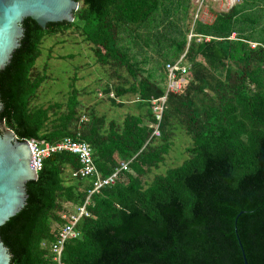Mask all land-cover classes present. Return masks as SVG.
<instances>
[{
  "label": "trees",
  "instance_id": "16d2710c",
  "mask_svg": "<svg viewBox=\"0 0 264 264\" xmlns=\"http://www.w3.org/2000/svg\"><path fill=\"white\" fill-rule=\"evenodd\" d=\"M76 1L73 23L43 29L26 19L21 46L0 72V122L19 140L84 141L103 178L130 163L121 180L92 196L91 217L80 222V238L66 244L63 261L245 264L244 251L248 264H264V0H239L192 32L190 0ZM180 17L183 23L173 22ZM71 28L115 84L104 89L108 97L114 92L111 103L122 107L118 99L135 95L139 114L119 123L97 105L81 109L74 81L66 111L58 103L35 105L46 81L35 69L43 41ZM148 50L158 59L145 76L137 55ZM183 55L191 80L169 94L158 122L151 102L165 96L166 66ZM179 129L192 140L188 158L149 181ZM80 168L77 156L55 154L27 184V205L0 228L11 264H56L42 244L56 241L60 215L82 205L93 188V180L75 176Z\"/></svg>",
  "mask_w": 264,
  "mask_h": 264
},
{
  "label": "rangeland",
  "instance_id": "374dc122",
  "mask_svg": "<svg viewBox=\"0 0 264 264\" xmlns=\"http://www.w3.org/2000/svg\"><path fill=\"white\" fill-rule=\"evenodd\" d=\"M195 1L190 0L192 5L190 9L191 17L194 9H196ZM237 3H240V1L238 0ZM229 8L230 5L225 1L212 3L207 6L206 12L203 14V21L211 24L215 21L218 13L228 12ZM173 22L181 24L183 18L180 17ZM185 23L187 24L188 21L185 20ZM193 29V26L190 25L191 32ZM191 32L188 34L189 41L194 37ZM232 38H235V35ZM91 47L90 44L84 43L80 32L74 28L63 34L45 38L41 46V57L38 59L35 69L37 68L42 76H46V81L38 92V100L35 105L43 108L58 103L62 106L61 110L66 111L74 81V88L78 92L81 109L84 110L97 105L96 109L99 114L106 115L108 121L114 119L119 123H122L128 114H139L137 96L130 94L122 100L118 99V103H123V106L117 107L111 103L110 98L112 97L109 98L105 95V87L107 85L112 86L114 83L108 80L104 70L96 63ZM143 54H138L137 58L141 62L140 68L143 70L144 75L149 76L158 56L149 50L146 55ZM188 65L190 66L189 63ZM161 72L163 71L156 73V77L159 78ZM152 80H155V76ZM173 142L174 144L164 164L161 165L160 169L153 172L149 181H152L156 174L166 175L169 170L181 166L188 158L186 150L191 146L192 140L186 137L181 129L176 131V138Z\"/></svg>",
  "mask_w": 264,
  "mask_h": 264
},
{
  "label": "water",
  "instance_id": "95a60500",
  "mask_svg": "<svg viewBox=\"0 0 264 264\" xmlns=\"http://www.w3.org/2000/svg\"><path fill=\"white\" fill-rule=\"evenodd\" d=\"M79 8L76 0H0V72L21 46L26 19L46 29L48 24L73 23ZM38 178L28 141L19 140L13 130L0 122V228L25 208L27 184ZM243 255L244 263L248 264L244 251ZM11 261L9 249L0 240V264Z\"/></svg>",
  "mask_w": 264,
  "mask_h": 264
},
{
  "label": "built area",
  "instance_id": "2783aa9c",
  "mask_svg": "<svg viewBox=\"0 0 264 264\" xmlns=\"http://www.w3.org/2000/svg\"><path fill=\"white\" fill-rule=\"evenodd\" d=\"M224 1L230 5V8L237 3V0H196L195 22L202 21L203 14L209 4ZM209 40L210 38H207V41ZM253 47H255V45H253ZM166 72L168 76L166 95L151 102L152 111L158 122H161L169 94L181 93L184 86L190 80V66L186 63L185 55H183L175 64H168L166 66ZM111 97H113V95H111ZM153 136L156 138L161 136L159 124L156 125ZM26 141H28L30 145L35 170L38 174L42 170L45 160L52 155L70 153L78 157L81 165L80 170L75 176L82 179L93 180V188L88 191V196L85 202L82 205L75 207L73 211L64 212L60 215L61 223L58 226V236L56 241L49 245L47 242H43L42 244V248L50 252L51 259L54 263L67 264L63 261L65 246L69 241L80 238L78 226L82 220L91 217L88 207L92 204V196L99 193L103 188L113 186L121 180L122 173L130 171V163H123L110 177L103 178L95 163L92 147L84 141L71 138H66L54 144L39 142L36 140Z\"/></svg>",
  "mask_w": 264,
  "mask_h": 264
},
{
  "label": "crops",
  "instance_id": "0c3cea01",
  "mask_svg": "<svg viewBox=\"0 0 264 264\" xmlns=\"http://www.w3.org/2000/svg\"><path fill=\"white\" fill-rule=\"evenodd\" d=\"M237 1H238V0H237ZM211 4H212V3H211ZM209 5H210V4H209ZM209 5H208V6H209ZM235 5H236V4H235ZM235 5H234V6H235ZM234 6H233V7H234ZM233 7L229 8V10L232 9ZM195 8H196V5H195ZM206 9H207V8H206ZM229 10H228V11H229ZM195 12H196V9H194V12H193V14H192L193 20H192V24H191V26H193V28H194V26H195V24H196L197 22L205 23V22L203 21V19H202V21H196V22H195V17H194V16H195ZM205 12H206V10H205ZM205 12H204V13H205ZM202 18H203V17H202ZM206 24H208V23H206ZM211 24H212V23H211ZM180 59H181V58H180ZM180 59H179V60H180ZM179 60H178V61H179ZM178 61H177V62H178ZM190 68H191V66H190ZM167 85H168V76H167ZM167 85H166V87H167ZM166 92H167V88H166ZM111 95H113L112 98H115V96H114L113 93H111ZM111 95H110L109 97H111ZM165 95H166V93H165ZM112 98H111V99H112ZM117 102H118V101H117ZM122 104H123V103H122ZM85 119H86V118L83 117L82 120H85ZM108 120H109V119H108ZM113 120H114V119H113ZM74 209H75V208H73V210H74Z\"/></svg>",
  "mask_w": 264,
  "mask_h": 264
}]
</instances>
